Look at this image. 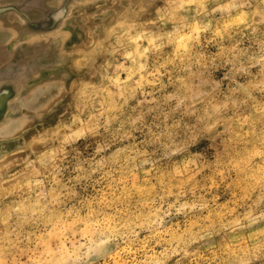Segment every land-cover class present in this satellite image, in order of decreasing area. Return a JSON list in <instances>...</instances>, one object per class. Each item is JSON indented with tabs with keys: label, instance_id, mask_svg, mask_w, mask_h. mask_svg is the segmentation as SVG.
I'll return each mask as SVG.
<instances>
[{
	"label": "clouds",
	"instance_id": "clouds-1",
	"mask_svg": "<svg viewBox=\"0 0 264 264\" xmlns=\"http://www.w3.org/2000/svg\"><path fill=\"white\" fill-rule=\"evenodd\" d=\"M30 2L64 16L47 61L0 20V264H264V0Z\"/></svg>",
	"mask_w": 264,
	"mask_h": 264
},
{
	"label": "rangeland",
	"instance_id": "rangeland-1",
	"mask_svg": "<svg viewBox=\"0 0 264 264\" xmlns=\"http://www.w3.org/2000/svg\"><path fill=\"white\" fill-rule=\"evenodd\" d=\"M21 0H0V3L7 2H20ZM49 9L45 6V4L41 3L39 5H33L31 2L29 3V9H25V12L31 19L42 17V10ZM55 9V8H52ZM19 16L17 13H7L4 16L0 17V20H4L5 23L10 21V18H14ZM37 41L36 45L33 49V55H35L41 61H47L49 59V52L47 48V44L50 41H58L60 39L59 33L55 31H42L36 34ZM46 75V74H45Z\"/></svg>",
	"mask_w": 264,
	"mask_h": 264
},
{
	"label": "water",
	"instance_id": "water-1",
	"mask_svg": "<svg viewBox=\"0 0 264 264\" xmlns=\"http://www.w3.org/2000/svg\"><path fill=\"white\" fill-rule=\"evenodd\" d=\"M30 0H21L20 2H7L4 3L5 6L3 7V3H0V17L6 15L7 13H18L19 16H25L28 18L29 23L28 27L35 30V34L42 32V31H50L49 27L47 26L50 21H52L53 16L56 15L60 10L59 9H44L42 10V17L31 19L25 9H29ZM17 6H19V12L17 11ZM51 29V28H50Z\"/></svg>",
	"mask_w": 264,
	"mask_h": 264
},
{
	"label": "bare ground",
	"instance_id": "bare-ground-1",
	"mask_svg": "<svg viewBox=\"0 0 264 264\" xmlns=\"http://www.w3.org/2000/svg\"><path fill=\"white\" fill-rule=\"evenodd\" d=\"M19 6H17V11L19 12ZM55 16V19L56 20H61L62 18H63V16H64V13L62 12V11H59L58 13H56V15H54ZM52 24H53V19H52V21H50L49 22V24L47 25L48 27H49V30H51L50 28L52 27ZM10 87V85H7V84H0V91H3L5 88H9ZM2 108H3V105H0V110H2Z\"/></svg>",
	"mask_w": 264,
	"mask_h": 264
}]
</instances>
